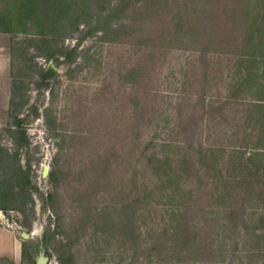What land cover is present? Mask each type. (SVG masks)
<instances>
[{
  "label": "rangeland",
  "instance_id": "1",
  "mask_svg": "<svg viewBox=\"0 0 264 264\" xmlns=\"http://www.w3.org/2000/svg\"><path fill=\"white\" fill-rule=\"evenodd\" d=\"M18 1L0 0V11ZM83 8L78 29L55 38L75 48L71 57L13 62V41L25 36L0 32V89L11 93L13 75L28 98L25 188L3 180L13 173L0 150V202L31 253L22 264L41 253L46 264H264V176L245 184L239 164L259 135L243 56L251 25L264 39V0ZM47 67L55 75L40 85ZM12 122L2 99L0 147L15 162ZM154 157L169 160L157 169ZM246 187L249 236L235 226Z\"/></svg>",
  "mask_w": 264,
  "mask_h": 264
},
{
  "label": "trees",
  "instance_id": "2",
  "mask_svg": "<svg viewBox=\"0 0 264 264\" xmlns=\"http://www.w3.org/2000/svg\"><path fill=\"white\" fill-rule=\"evenodd\" d=\"M89 2V0H19L16 8L12 12L0 11V32H9L14 35L23 33L25 37L21 40H14L12 45V57L13 62L18 57L26 58V61H32L35 57L44 56L47 59L59 58L64 56L65 58L71 57L75 53V48L68 51L63 44H58L57 38L59 35L65 36L66 31H75L78 29L81 23V16L88 14L86 8L83 6ZM81 11V13H79ZM257 13L255 14L254 24L257 22ZM100 19H102L100 17ZM29 23L33 24L34 31L30 32ZM18 38L17 36H14ZM246 44L249 48L248 52L245 53L244 61L250 64L253 68V72L247 71L246 83L251 91H254L255 97H253V107L257 113L255 124L257 131L259 132L256 146L251 150L244 152L239 162L240 166L244 170V174L240 177L241 182L248 183L251 177L255 174L264 176V70L260 71V64L264 65V39L260 35L259 40L256 42L255 33L253 26L249 27L248 35L246 37ZM259 44L260 50L256 48ZM28 49H31L32 53H29ZM31 54V57L27 55ZM21 59V58H19ZM24 61V60H23ZM35 65H31L29 69L33 70ZM40 74L41 82L40 85L48 86V83H44L45 80L55 75L54 69L47 67ZM261 72V73H260ZM12 78V86L9 101V116L13 122L8 126V131L16 139V145L18 146L17 152L15 153L16 161L11 162L9 149L0 147V150L5 151L7 156H3L1 159L5 160L9 157V166L7 170L12 171L13 175L10 177L2 176L4 181L11 182L12 180H18L17 186L25 188L23 178V167L19 159V149L28 144L26 138V132L24 128V119L19 117L22 108L27 103L28 98L25 95V86L23 81H17L14 76ZM19 99V100H17ZM5 157V158H4ZM157 163V169L163 167L168 162V157L153 158ZM7 163V160L5 161ZM50 179L54 176V171L50 172ZM8 178V179H6ZM28 182V181H26ZM248 192V187L242 190L244 201H242L239 209L235 211L239 215V223L235 226L238 227L239 232H243V236H249L250 233L256 235V226L252 225L251 217L247 213V202L245 194ZM261 219L264 218V206L262 207ZM10 207L0 202V210L5 214L8 212ZM264 221V219L262 220ZM238 222V221H237ZM253 230V232H252ZM263 234L260 237L264 238ZM179 235V234H177ZM183 240V239H182ZM177 241V240H176ZM30 251H28V242H24L23 261L27 260ZM60 264H69L71 258L63 256L59 257ZM34 263V260L32 261Z\"/></svg>",
  "mask_w": 264,
  "mask_h": 264
},
{
  "label": "crops",
  "instance_id": "3",
  "mask_svg": "<svg viewBox=\"0 0 264 264\" xmlns=\"http://www.w3.org/2000/svg\"><path fill=\"white\" fill-rule=\"evenodd\" d=\"M2 99L9 108V90L0 89V104ZM25 241L11 219L0 210V264H22Z\"/></svg>",
  "mask_w": 264,
  "mask_h": 264
},
{
  "label": "water",
  "instance_id": "4",
  "mask_svg": "<svg viewBox=\"0 0 264 264\" xmlns=\"http://www.w3.org/2000/svg\"><path fill=\"white\" fill-rule=\"evenodd\" d=\"M44 174H48V168L45 169ZM24 237H27L26 233H22ZM48 262V257L44 255V253H41L39 257L36 260L37 264H46Z\"/></svg>",
  "mask_w": 264,
  "mask_h": 264
},
{
  "label": "built area",
  "instance_id": "5",
  "mask_svg": "<svg viewBox=\"0 0 264 264\" xmlns=\"http://www.w3.org/2000/svg\"><path fill=\"white\" fill-rule=\"evenodd\" d=\"M11 224H14V225H15V224H16V222H15L14 220H12V223H11Z\"/></svg>",
  "mask_w": 264,
  "mask_h": 264
}]
</instances>
